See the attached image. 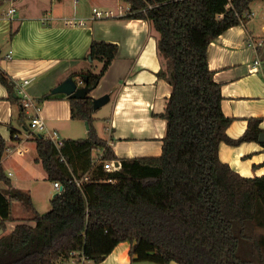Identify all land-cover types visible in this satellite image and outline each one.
Segmentation results:
<instances>
[{
	"label": "trees",
	"instance_id": "obj_1",
	"mask_svg": "<svg viewBox=\"0 0 264 264\" xmlns=\"http://www.w3.org/2000/svg\"><path fill=\"white\" fill-rule=\"evenodd\" d=\"M121 1L130 4L126 17L146 19L158 33L164 62L158 75L172 88L159 115L166 120L162 154L120 158L99 136L91 92L118 45L94 40L89 59L103 66L79 75L90 90L85 98L68 96L72 119L89 123L88 137L64 139L60 148L42 135L31 139L48 180L63 185L49 211H36L30 194L5 175L1 161L8 146L0 134V181L8 186L0 190V264H58L73 259L72 252L98 264L122 242L130 243L133 261L264 264V176L244 177L219 155L221 143L259 142L262 118H250L239 138L228 135L233 118L223 112L222 85L208 62L210 44L246 22L256 0ZM0 82L24 117L16 82L1 68ZM59 95L66 96L49 93L35 102ZM96 150L102 151L98 160ZM106 161L119 167L108 171ZM15 201L33 211L35 225L22 221L7 232Z\"/></svg>",
	"mask_w": 264,
	"mask_h": 264
},
{
	"label": "crops",
	"instance_id": "obj_2",
	"mask_svg": "<svg viewBox=\"0 0 264 264\" xmlns=\"http://www.w3.org/2000/svg\"><path fill=\"white\" fill-rule=\"evenodd\" d=\"M114 1L119 5L117 10L102 11L93 6L92 10L82 11L84 8L77 7L80 0L38 1V4L0 0V68L15 80L17 95L23 99L19 93L22 90L33 103L21 117L19 105L10 99L9 91L0 82V134L12 148L7 154L18 146L17 153L27 154L28 148L21 146L32 142L26 135L36 114L43 118L49 132L56 130L63 139L82 138L85 121L72 119L68 95L51 97L41 105L35 101L52 93L69 77L78 81L84 72L101 70L103 63L92 62L88 56L94 40L118 45L117 56L91 92L94 99L107 98L94 114L99 136L108 141L120 158L162 154L166 120L159 115L165 111L172 88L158 75L164 66L158 53V33L148 20L126 17L129 3ZM102 5L109 4L104 1ZM11 8H16L12 19L6 16ZM94 8L104 15L97 16ZM255 16L251 8L246 22L226 30L208 48L209 67L214 71L215 81L222 85L223 112L233 118L227 133L234 139L244 134L250 118H262L260 126L264 130V21ZM70 19L84 25L69 26L66 22ZM10 51L12 58H7ZM25 80L29 82L24 83ZM85 133L88 135V130ZM22 149L26 152L21 153ZM219 155L244 177L264 176V147L260 141L238 146L221 143ZM8 157L1 161L5 175L14 188L30 194L34 206V196L24 186V179L29 176L25 166L10 164ZM37 159L38 153L34 160L41 164ZM44 179H48L46 172ZM0 188L5 190L8 186L1 181ZM13 205L17 207L12 209L13 220L6 223L7 232L22 221L35 225L31 209L30 212L22 201ZM130 248V243L122 242L98 264L152 263L133 261ZM88 264L97 263L90 260Z\"/></svg>",
	"mask_w": 264,
	"mask_h": 264
},
{
	"label": "rangeland",
	"instance_id": "obj_3",
	"mask_svg": "<svg viewBox=\"0 0 264 264\" xmlns=\"http://www.w3.org/2000/svg\"><path fill=\"white\" fill-rule=\"evenodd\" d=\"M38 1H40L42 3V2L49 1V0H33V1L32 0H26L27 3L33 2L34 4H38ZM104 1H105V4H109V5H107V6L102 5ZM112 1H114V0H109V1L108 0H80V3L78 4L77 7L84 8L82 11H88L89 9L92 10L93 6L99 10H102V11H104L105 9H111V8L114 10H117L119 5L116 4L115 1L114 2H112ZM262 1H264V0H258L254 6L253 5L250 6V8H253V11L256 13L255 18L258 17L261 19L260 22L264 21V3ZM121 5L125 6L124 3H121ZM107 7H109V8H107ZM103 125H105L104 122H103ZM103 125L101 126V128L103 127ZM84 126H85V131H83V134H82L83 136H81L82 138L88 137L87 133H85L86 130H88L86 123ZM103 131H104V128L101 129V132H103ZM21 147L28 148L27 154L20 155L19 153H17L18 151L16 148V150H13L12 153L7 154L8 152H5L3 157L9 156L8 162L10 164L13 163L14 165H20V166L24 165L25 166L26 172H28L29 176L24 179V186L26 187L27 190H30V192L34 196V199H33L34 200V208H36V210L39 213H45V212L50 210V208H51L50 198L57 194V190L55 189L52 181H50L48 179L47 180L44 179V173H45V171L43 170L44 168H42V165L39 163H36L34 160V158L36 157V154H37L35 142H33V141L27 142L25 145H23ZM101 155H102L101 150H96L94 152V157L96 158V160H98L101 157ZM15 175H17L16 172H15ZM24 176H25V174H24ZM14 203H16V201ZM14 207L16 208L17 205H13V209H14ZM29 211H30V209H29ZM73 259L70 258L65 263L66 264H77V263H75L76 261H74L75 259L74 260ZM136 262L139 263L141 261H136ZM58 264H60V263H58ZM149 264H157V263H149Z\"/></svg>",
	"mask_w": 264,
	"mask_h": 264
},
{
	"label": "built area",
	"instance_id": "obj_4",
	"mask_svg": "<svg viewBox=\"0 0 264 264\" xmlns=\"http://www.w3.org/2000/svg\"><path fill=\"white\" fill-rule=\"evenodd\" d=\"M79 0H75V2H78ZM94 11L96 13L97 16H103V12L97 10L96 8H94ZM16 12V8H11L9 9V11L6 13V16L10 19L13 18L14 14ZM67 25L69 26H82L84 25V23H78L75 21V19H70L67 20L66 22ZM7 58H12V52L10 51L9 54L7 55ZM28 80H25L24 83H28ZM84 85V81L82 79H79L78 81V85ZM79 87V86H78ZM19 93L23 96V103H24V107L26 109L30 108L33 106L32 100H29L26 98V95L24 94V92L22 90H19ZM35 135H42L44 137H46L47 139H50L57 148H60L63 145V141L64 139L60 136L59 132L56 130L53 131H48L47 125L45 123V121L43 120V118L39 115L36 114L35 116H33L31 118L29 127H28V131H27V135L26 138L31 140L33 138V136ZM12 148H10L9 146L6 148V152H11ZM21 153H25L26 150L22 149L20 150ZM104 168L108 171H112L113 169L117 168L115 167V164L113 162L110 161H106L104 163ZM89 179V175L85 176L83 179L78 180L77 184L81 185L85 180ZM1 182V181H0ZM54 183V187L57 190V193H60L63 190V185L56 181L53 182ZM1 190V188H0ZM71 256L74 258V256H77V258H74L77 264H88V262L90 261L84 253L79 252V253H75L72 252Z\"/></svg>",
	"mask_w": 264,
	"mask_h": 264
},
{
	"label": "water",
	"instance_id": "obj_5",
	"mask_svg": "<svg viewBox=\"0 0 264 264\" xmlns=\"http://www.w3.org/2000/svg\"><path fill=\"white\" fill-rule=\"evenodd\" d=\"M89 88L87 86L78 87L77 82L73 79V77L67 78L64 82H62L59 86L52 90L53 94H66L71 98L83 99L89 93ZM107 101V98H96L94 99V108L95 110L99 109L101 105H103ZM86 126L89 129V123L86 121ZM260 142H264V133L260 135ZM115 167H119V163H115Z\"/></svg>",
	"mask_w": 264,
	"mask_h": 264
}]
</instances>
